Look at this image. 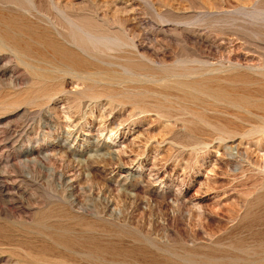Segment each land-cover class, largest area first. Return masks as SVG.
Masks as SVG:
<instances>
[{
    "label": "rangeland",
    "instance_id": "1",
    "mask_svg": "<svg viewBox=\"0 0 264 264\" xmlns=\"http://www.w3.org/2000/svg\"><path fill=\"white\" fill-rule=\"evenodd\" d=\"M24 2L29 11L18 13L40 37L39 43L25 37L37 56L22 53L24 61L34 60L32 64L54 79L46 76L48 86L37 85L48 93L39 89L35 103L42 106L22 105L0 115V184L9 206L8 219L23 224L4 226L0 217V264H51L53 260L64 264H264V128L258 133L252 129L254 115L264 113L252 109L251 116L224 103L198 104L212 125L236 132L227 139L205 129L199 140L191 142L181 130L188 116L168 119L160 114L168 110L159 114L155 110L160 101L166 108L193 105L173 98L180 94L160 85L178 73L179 62L202 75L204 70H217L207 75L214 84L264 104V0ZM15 7L9 10L15 12ZM72 31L90 34L97 45L92 44L94 48L85 54L88 58H83L80 71H70L128 72L127 79L134 75L136 80L131 77L133 84L126 87L144 91L138 105L145 112L120 102L119 97L109 101L106 97L116 91L104 90L107 87L101 83L95 88L99 99L80 97L85 84L61 68L60 56L51 48L56 41L72 47ZM123 68L129 69L124 72ZM27 71L12 54L0 53V91L5 88L11 94L34 97L37 86L31 84ZM54 202H65L75 215L133 231L149 246L144 249L126 235L96 233L98 247L109 248L102 254L100 249L92 254L79 244L71 253L59 249L44 235L63 230L75 240L89 235L55 213Z\"/></svg>",
    "mask_w": 264,
    "mask_h": 264
},
{
    "label": "bare ground",
    "instance_id": "2",
    "mask_svg": "<svg viewBox=\"0 0 264 264\" xmlns=\"http://www.w3.org/2000/svg\"><path fill=\"white\" fill-rule=\"evenodd\" d=\"M26 1V0H24ZM23 0H0V53H4V52H9L10 54L13 55L16 63L20 65H22V67L24 66L25 67V70H28L27 72H29L31 78H32V82L34 83H31L35 86L39 85L41 86V84H44L46 85V78L48 77L46 72H43L41 71V67L40 65L38 66L37 65H34L32 64L33 62L30 64V62H25L24 61V57L23 55L25 54H32L33 53V50L31 48V43L26 40V36L29 37V39H32V40H35L36 43L37 41L39 40V36L37 35L38 33H36L35 31V27H28L27 26V19H25V17L23 15H21L22 13H18V12H27L29 11V8L28 6L25 4L27 2H24ZM33 1V0H32ZM10 4H15V6L17 7V10L14 12L12 11L13 9H10L9 10V7H12L10 6ZM33 5V4H32ZM15 7V8H16ZM32 8V7H31ZM44 8V7H43ZM42 9V8H41ZM19 10V11H18ZM52 11V10H51ZM42 12V10H41ZM30 13V12H29ZM41 17V16H40ZM116 20V19H115ZM29 22V21H28ZM53 23V22H52ZM117 23V22H116ZM120 23V22H119ZM118 23V24H119ZM29 24V23H28ZM74 25V24H73ZM80 25V24H79ZM31 26V25H29ZM72 26V25H71ZM38 27V26H37ZM26 28V30H25ZM29 31H28V29ZM33 28V29H32ZM39 29V28H38ZM124 29V28H122ZM125 29H126V26H125ZM24 31V32H23ZM83 31H85L83 29ZM71 32V31H70ZM74 31H72V34H69V38H70V41L72 42L73 44V48L70 46V47H65L63 46L60 42L61 45H59L58 43L56 42H53V45L51 46L52 50L55 51V54H59L60 56V60L62 62V64L60 65H63L61 66V68L63 67L65 69V71H67V73L72 76L73 78L79 80V82L81 81L84 85L85 84V87H84V91L80 92V97L83 99V98H88L89 100L90 99H99L101 97V94H99L95 88L97 86H99V84L101 83L104 84L107 89L105 88L104 90H108V88H112V91H116L118 90V96H112V95H109L108 97H106L109 101L111 99H115L117 97L120 98V102L124 103V104H130L132 106H137V108H139V106L141 105L140 104V100L145 93H141L139 92V90L137 89H132L130 88V90H128V88L126 87V84H129L131 86V83L133 84V81L131 80V77L134 78L133 76L134 75H130V79L126 78L125 76H129L127 75L128 72H126L127 70H124V68L122 69L124 72V74H113L114 72H112L111 74H101V73H97V74H84V73H80V69L79 68H82V66L85 64L84 63V59L86 56L85 54L89 53L90 52V49L91 47L94 48L92 46L93 42L91 41L92 39V36L90 34H87L86 32H82V31H78V33H73ZM41 33V32H40ZM54 32H52L53 34ZM134 33V32H132ZM136 33V32H135ZM47 34V32H46ZM146 34V33H145ZM42 35V34H41ZM40 35V36H41ZM51 35V34H50ZM59 35V34H58ZM66 36V35H65ZM68 36V35H67ZM94 36V35H93ZM96 36V35H95ZM133 36V34H132ZM47 37H49L47 35ZM52 37V36H50ZM139 37V36H138ZM60 38L61 40V37H58ZM28 39V38H27ZM42 39V38H41ZM44 39V38H43ZM57 39V38H56ZM63 39V38H62ZM68 39V38H67ZM102 39V38H101ZM31 40V41H32ZM64 40V39H63ZM61 40V41H63ZM66 40V39H65ZM93 40V39H92ZM99 40H100V37H99ZM35 41H34V45H35ZM43 40H41V43H42ZM45 41V40H44ZM43 41V42H44ZM50 41H53L52 39H50ZM49 41V42H50ZM55 41V39H54ZM94 41V40H93ZM96 41V40H95ZM103 41V40H102ZM40 41H38L39 43ZM67 42V41H66ZM51 43V42H50ZM64 43V42H62ZM98 43V42H97ZM33 44V43H32ZM48 44V43H47ZM65 44V43H64ZM37 45V44H36ZM35 45V46H36ZM94 45V44H93ZM97 45V44H96ZM94 45V46H96ZM33 46V45H32ZM33 46V47H35ZM39 46V44L37 45ZM49 46V45H48ZM46 45V47H48ZM74 46L76 48H74ZM45 47V46H44ZM43 47V48H44ZM40 48V47H39ZM43 48L41 50H43ZM34 49V48H33ZM38 49V48H37ZM44 49H47V48H44ZM36 50V49H34ZM40 50V49H39ZM48 50H51V49H48ZM79 53H77V52ZM89 51V52H88ZM23 53V55H22ZM37 53H39L37 51ZM54 53V52H53ZM92 53V52H91ZM35 54L34 56L36 57L37 54L36 53H33ZM27 56V55H26ZM41 56V55H40ZM39 56V57H40ZM44 56V55H43ZM55 56V55H53ZM90 56V55H89ZM33 57V56H32ZM38 57V58H39ZM42 57V56H41ZM28 58V57H27ZM25 58V60L27 59ZM45 58V57H44ZM55 58V57H53ZM57 58V57H56ZM88 58V57H86ZM95 58V57H94ZM200 58V57H199ZM33 59V58H32ZM31 59V60H32ZM36 59V58H34ZM43 59V58H42ZM89 60V59H88ZM29 61V60H28ZM40 61V60H39ZM53 61H56L57 63V59L56 60H53ZM59 63H61L60 61H58ZM35 63V62H34ZM38 63V62H36ZM180 64L178 65L179 67V70H178V73L174 76H170L171 78H166L165 80L162 81V84H160L161 86H163V89L165 88L166 90L169 89V90H173L177 93L180 94L177 95L176 97L174 96L173 98H181V100L183 101H186V102H189L190 104H193V105H190L191 108H187L188 109H185V108H182V107H179L176 108V106H174L172 108V106H169L168 108V105H167V108L164 106L163 107V104H162V101L161 104L159 102V105H156V108L155 110H158V114H159V110L161 112H163L162 110L165 108V110H168V111H164L163 114L160 113L163 117L165 118H172L173 116H177V114H182V115H186L188 117V119L185 118V120L183 121L184 124H183V127L181 128V130L183 129V131L185 132L186 134V137H187V140H199L200 137H202V135H204L206 132H205V129L207 130H210V132H216L217 134H221L222 136H224L225 138L227 139H231L235 136V132L236 131H232V130H229L228 128H225L224 126L222 127V129H219L221 127H218V126H214L212 125L207 119V117L205 116L206 115V111L203 110V111H200V109H198L199 107H197L198 104H201L203 105L204 103H207L209 104L210 106H215V104H222L224 103L223 105L225 106L228 105L229 107H233V108H237L238 110L240 111H243V112H248L249 110H252V109H255L261 113H264V104L260 103L259 100V103H257V101L254 102L251 101V99H247L245 98V96H241V95H235L233 94L232 92H230L229 90H226L224 88H222L221 86L217 85V84H214V79H209L207 77V75H214L216 73L214 72H218L217 70H207L205 71L204 69V75H202V71H199L198 69L196 68H192L191 66H187L186 64L184 65L182 62H179ZM87 64L88 61H87ZM59 65V64H58ZM59 65V67H60ZM200 65H201V62H200ZM18 66V65H17ZM57 66V65H56ZM87 66L88 65H85L84 67L87 69ZM94 65H92L91 67H93ZM142 66L143 68V65H140ZM199 66V65H198ZM197 66V67H198ZM45 67V66H44ZM58 67V66H57ZM83 67V68H84ZM120 67V66H118ZM262 67V66H261ZM61 68L59 70H61ZM72 68H78L79 69V73H74L75 69H73L74 71H70V69ZM90 68V67H89ZM121 68V67H120ZM126 68V67H125ZM139 68V67H138ZM137 68V69H138ZM141 68V67H140ZM181 68V69H180ZM208 68V67H207ZM24 69V68H23ZM56 69V68H55ZM58 69V68H57ZM63 69V70H64ZM85 69V70H86ZM98 69V68H97ZM96 69V70H97ZM51 70V69H50ZM49 70V72H50ZM233 70V69H232ZM46 71V70H45ZM48 71V70H47ZM133 71V70H131ZM135 71V70H134ZM138 71V70H137ZM140 71V70H139ZM5 73V70H1V73ZM47 72V73H49ZM55 72V71H53ZM82 72V71H81ZM88 72V70H87ZM99 72H102L99 71ZM103 72H106V71H103ZM171 72V71H170ZM169 72V73H170ZM223 72V71H222ZM234 72V71H233ZM263 72V71H262ZM65 73V72H64ZM96 73V72H95ZM110 73V71H109ZM132 73V72H131ZM138 75H139V72H137ZM166 73V72H165ZM173 73V72H172ZM171 73V74H172ZM211 73V74H210ZM214 73V74H212ZM224 73V72H223ZM62 74V73H61ZM101 74V75H100ZM130 74V72H129ZM133 74V73H132ZM170 74V75H171ZM174 74V73H173ZM172 74V75H173ZM262 74V73H261ZM49 75V74H48ZM50 75H51V72H50ZM53 75V74H52ZM56 75V74H55ZM144 75V74H143ZM142 75V76H143ZM166 75V74H165ZM164 75V76H165ZM168 75V74H167ZM166 75V76H167ZM47 76V77H46ZM67 76V75H66ZM136 76V75H135ZM169 76V75H168ZM203 76H206V79L204 78L203 79ZM216 76V75H215ZM261 76V75H260ZM140 77H141V74H140ZM149 77V76H148ZM239 77V76H238ZM49 78H53V76H50L48 77V80H50ZM139 78V76H138ZM137 78V79H138ZM144 78V77H143ZM234 78V77H233ZM135 79V78H134ZM142 79V77H141ZM139 79V80H141ZM145 79V78H144ZM144 79H143V82H144ZM147 79V78H146ZM163 79V78H162ZM246 79V78H245ZM57 80V79H56ZM136 80V79H135ZM138 80V81H139ZM242 80V79H241ZM254 80V79H253ZM160 81V80H159ZM158 81V82H159ZM48 82V81H47ZM50 82V81H49ZM147 82V80H146ZM152 82V81H151ZM157 82V83H158ZM216 82V81H215ZM219 82V81H217ZM231 82V81H230ZM248 82V81H247ZM139 83V82H138ZM142 81H140L139 84H141ZM160 83V82H159ZM137 84V83H136ZM143 84V83H142ZM147 84V83H145ZM156 84V83H155ZM48 86V85H46ZM129 85H127L129 87ZM159 85V84H158ZM230 85V84H229ZM39 86H37V88L34 89L33 91V94H34V97H28L27 96V93L23 96L20 95L19 93L18 94H11L7 89L3 88L1 91H0V115H5L6 113L12 111V110H15L16 108L22 106V105H31V107L33 108V106H36L38 107V105L42 106V104H36L35 101L40 98V97H37L38 94H41L40 90H43L45 91L46 88L42 89L40 88ZM104 86V87H105ZM224 86V85H223ZM51 87V86H50ZM61 87V86H60ZM59 87V89H60ZM148 87V86H147ZM53 88V86L51 87ZM56 88V87H55ZM54 88V91L57 90V88L55 89ZM227 88V86L225 87ZM229 88V87H228ZM40 89V90H39ZM50 90V88H48ZM47 89V90H48ZM114 89V90H113ZM117 89V90H116ZM145 89V88H144ZM231 89V88H230ZM53 90V89H51ZM62 90V89H61ZM101 90H103V87L101 88ZM100 90V91H101ZM146 90V89H145ZM60 91V90H59ZM111 91V92H112ZM51 92V91H49ZM61 92V91H60ZM105 92V91H104ZM113 92V93H114ZM150 92V91H148ZM165 92V91H163ZM47 92L45 91V94ZM55 93V92H53ZM57 93V92H56ZM59 93V92H58ZM102 93V92H101ZM147 93V92H146ZM167 93V92H166ZM243 93V92H242ZM32 94V93H31ZM30 94V96H31ZM44 94V93H43ZM42 94V95H43ZM48 94V93H47ZM106 94V93H105ZM108 94V93H107ZM151 94V93H149ZM168 94V93H167ZM239 94V93H238ZM152 95V94H151ZM50 96V95H49ZM53 96V95H52ZM104 96V95H102ZM107 96V95H106ZM145 96V95H144ZM149 96V95H148ZM147 96V97H148ZM155 96V94H153L151 97ZM159 96V95H158ZM165 96V95H164ZM167 96V95H166ZM45 97V96H44ZM163 97V95H162ZM161 97V98H162ZM168 97V96H167ZM248 97V96H247ZM42 98V96H41ZM48 98V97H47ZM45 98V99H47ZM50 98V97H49ZM79 98V97H78ZM140 98V102L138 105V99ZM155 98V97H153ZM157 98V97H156ZM165 98V97H164ZM43 99V98H42ZM41 99V100H42ZM44 100V99H43ZM42 100V102H43ZM50 100V99H49ZM144 100V98L142 99V101ZM163 100V99H162ZM166 100V98H165ZM164 100V101H165ZM172 101L173 99H169V101ZM253 100V99H252ZM114 101V100H113ZM167 101V100H166ZM37 102V101H36ZM41 102V101H40ZM39 102V103H40ZM157 102V104H158ZM112 103V102H111ZM119 103V102H118ZM167 103V102H166ZM169 103V102H168ZM188 103V104H189ZM121 104V103H120ZM148 104V103H147ZM170 104V103H169ZM174 104V103H173ZM194 104H195V107H194ZM175 105V104H174ZM178 105V104H177ZM131 106V107H132ZM148 106V105H147ZM189 106V105H188ZM30 107V106H29ZM143 107V106H142ZM146 107V106H145ZM149 107V106H148ZM202 107V106H200ZM205 107V106H204ZM208 107V106H206ZM205 107V108H206ZM227 107V106H226ZM40 108V107H39ZM176 108V109H174ZM136 109V107H135ZM141 111L143 110L144 112L146 110H144L145 108H139ZM171 110L174 111V113L172 112L171 114ZM225 110V109H224ZM142 111V112H143ZM210 111V110H209ZM239 111V112H240ZM208 112V111H207ZM220 112V111H219ZM236 112V111H235ZM237 113V112H236ZM249 113V112H248ZM247 113V114H248ZM260 113V114H261ZM250 114V113H249ZM251 115V114H250ZM253 116V115H251ZM240 117V115H239ZM250 117V116H249ZM254 118L253 120L256 121V125L254 126L253 123V132L254 130H256L255 132H259L261 129L264 128V115H254ZM242 121V120H241ZM224 122V121H223ZM236 122V120H235ZM242 123V122H241ZM215 124V123H214ZM223 124V123H222ZM226 124V123H225ZM224 125V124H223ZM247 125V124H246ZM222 126V125H221ZM224 128V129H223ZM231 128V127H230ZM246 128V127H245ZM238 129V128H237ZM242 129V128H241ZM246 130V129H244ZM248 130H249V127H248ZM259 130V131H257ZM183 131H182V134H183ZM250 131V130H249ZM252 132V131H251ZM240 133V132H239ZM247 133V132H245ZM215 134V133H214ZM256 134V133H255ZM220 135V136H221ZM249 135V134H248ZM254 135V133H253ZM248 137V136H247ZM197 141H195L196 143ZM141 188V187H140ZM139 190L138 187H135V190ZM38 193V192H37ZM135 193V192H134ZM137 196V194L135 193V197ZM49 198V197H48ZM261 198V197H260ZM259 198V199H260ZM47 201V199L45 200ZM49 201V200H48ZM47 201V202H48ZM47 202L45 204H47ZM50 202V201H49ZM65 203V202H64ZM63 203V204H64ZM262 203V202H261ZM50 204V203H49ZM62 203L60 202H54L51 204V209H53V211L55 213H59L61 214L64 218H66L69 222L73 223V224H76V225H80V227L83 229H85L87 232H88V237H86L84 240H75V238H72L70 237L66 232V231H62V232H51V233H48V234H45L44 236H47L48 239H50L54 245H56L57 247H59V249L63 248L66 252L69 251V253H71L72 251V247L74 246H77L79 244L80 247H83V248H88V251L91 252L93 254V252H96L100 249V252L102 251L101 250V246L98 247L97 243L99 244L100 242L98 241L96 243L97 240H99V238L97 239V236H95L94 234L96 233H100V234H112V236H119V235H124L123 237L126 236H129L131 238H133L134 240L138 241V242H141L140 245H144L142 247L147 248L149 245L148 241H140L137 237V235L135 233H133V231H125L124 229H122L121 227L119 228L118 226L114 225V224H111V223H105V222H101L99 220H92V219H89V218H86L85 216H82V215H75L73 213H71L67 208L66 206H64ZM158 204V208H159V203ZM258 205V204H257ZM161 206V204H160ZM50 208V207H49ZM43 209V208H42ZM50 210V209H49ZM52 211V210H51ZM48 212V210H47ZM8 213H9V206H8V203L6 201V198L2 192V186L0 184V217L2 218V222H4V226H23V224L19 223V222H16L15 221H11L8 219ZM45 213V212H44ZM52 213V212H51ZM40 214V213H39ZM47 214V213H46ZM58 214V215H59ZM42 215V214H40ZM52 215V214H51ZM50 215V216H51ZM62 216H59L60 218ZM46 217V216H44ZM43 217V218H44ZM245 217V216H244ZM1 220V219H0ZM37 221V215H36V220H35V223ZM60 221V220H59ZM243 221V220H242ZM39 222V221H38ZM50 224V223H49ZM38 225V224H36ZM44 225V224H43ZM52 225V224H51ZM2 226V225H1ZM63 226V225H62ZM71 226V225H70ZM9 228V227H7ZM11 228V227H10ZM50 228V227H48ZM12 229V228H11ZM9 229V230H11ZM20 231H23L24 233H26V230H21V228H19ZM59 229V228H58ZM8 230V229H7ZM49 230V229H48ZM12 231V230H11ZM22 233V232H21ZM76 233V232H75ZM71 234V233H70ZM141 234V233H140ZM74 237L75 234H73ZM97 235V234H96ZM145 235V234H144ZM100 236V235H99ZM111 236V235H110ZM111 236V237H112ZM77 238V237H76ZM82 238V237H81ZM120 238V237H119ZM141 238V237H140ZM129 241V240H128ZM116 243V242H115ZM103 244V243H102ZM101 244V245H102ZM110 245V244H108ZM78 246V247H79ZM114 246V245H113ZM136 246V245H135ZM107 248V246H105ZM111 247V246H110ZM115 247V246H114ZM112 247V250H114ZM117 247V246H116ZM82 248V249H83ZM85 248V250H86ZM103 249V251H105V249ZM119 248V247H118ZM109 249V248H107ZM73 250H76V249H73ZM79 250V249H77ZM139 250H141V248H139ZM64 251V252H65ZM87 251V250H86ZM85 251V252H86ZM102 251V252H103ZM109 251V250H108ZM84 252V251H83ZM82 252V253H83ZM84 252V253H85ZM99 253V254H102ZM110 252H112L110 250ZM88 253V252H86ZM146 253V252H145ZM162 253V252H161ZM166 253V252H165ZM77 254V253H76ZM126 254V253H125ZM95 255V254H94ZM93 255V256H94ZM115 255V254H114ZM85 256H88L85 255ZM98 256V255H97ZM95 255V257H97ZM88 257H92L91 255L88 256ZM52 261V260H51ZM51 264H64L63 262L61 261H58V260H53L52 262H49ZM7 264V263H5ZM30 264H34V263H31Z\"/></svg>",
    "mask_w": 264,
    "mask_h": 264
}]
</instances>
